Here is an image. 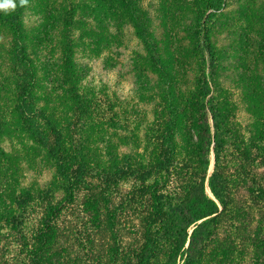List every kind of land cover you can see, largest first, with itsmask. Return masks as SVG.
Masks as SVG:
<instances>
[{
	"label": "trees",
	"instance_id": "16d2710c",
	"mask_svg": "<svg viewBox=\"0 0 264 264\" xmlns=\"http://www.w3.org/2000/svg\"><path fill=\"white\" fill-rule=\"evenodd\" d=\"M14 2L15 10L0 11V31L6 29L9 34L7 54L10 61L8 74L2 75V92L8 96L5 98V113L0 102V264H210V257L219 264L218 258L222 256L213 252V245L222 240L218 236L219 218L231 204L232 181L224 166V128L220 125V113L212 94L217 60L211 33L229 0H196L197 6L191 11L188 25L180 26L176 32L169 30L171 39L180 38L174 54L176 52L181 58L190 54L191 57L185 58L187 64L194 57L203 58V66L194 81V91L191 94L184 89L179 95L172 93H175L176 75L168 70L157 45L148 38L150 25L139 8L140 4L134 0H104L108 14L118 20L128 17L137 35L146 42L151 62L160 74L155 88L157 93L173 95L163 110L160 108L156 112L155 120L147 128L146 137L155 141L152 149L155 159L141 162L129 157L122 158L124 162L115 157L103 162L98 152L88 146L94 135L91 128V136H85L84 141L73 134L72 121L78 114L84 116L82 119L88 116L91 123L93 120L89 115L88 100L78 92L81 79L79 65L73 58L74 46L69 30L73 24L71 12H62L54 19L56 25L60 23L63 53L55 63L49 61L47 64L38 54L37 47L29 41L22 21L29 0L23 5L20 0ZM114 10L119 14L115 16ZM124 24L116 22L118 33ZM258 58H261L260 53ZM51 59L50 56L48 60ZM59 91L69 101L65 108L67 115L62 119H58L61 116L53 107L55 100L65 99L64 96H55ZM184 97H188L187 108L182 104ZM183 122H188L193 131L189 138L194 155L192 162L184 160L183 151L178 148V131ZM103 132L104 124H100L96 132L99 141H102ZM23 138L31 143L26 146L28 154L43 155L46 165L48 161L54 172L51 180L43 184L19 183L15 160L10 159V152L3 143L10 140L12 150H15L14 139L22 142ZM182 143L188 142L183 139ZM148 146L147 142L145 147ZM212 153L215 166L208 176ZM29 169L35 168L30 165ZM184 170H189L188 178L174 195L160 194L155 187L160 180L154 187L142 191L146 193L149 212L140 222L137 244L116 241L119 233V229L115 230L117 214L108 206L109 196L105 195L111 194L114 186L125 178L146 182L163 174L161 181L167 184L170 178L181 177ZM92 178H96L99 185H95ZM55 190L63 191L61 201H55ZM79 193H84L82 212L86 216L89 213L100 215L104 220L101 228L108 226L106 230L110 236L105 242L106 251L93 252L90 231L82 222L65 220L64 225L60 220L65 205L74 204ZM3 194H6L5 198ZM4 199L10 200V212L1 206ZM35 201L38 203L32 206ZM37 207L40 216L32 220L33 226L27 231L28 212L33 213ZM3 228L9 231L1 233ZM76 231H79L78 236H74ZM107 231L101 230V233L107 234ZM262 231V226L258 227V237L254 240H258V246ZM261 243H264V237ZM229 245V241L223 240L219 251L227 255Z\"/></svg>",
	"mask_w": 264,
	"mask_h": 264
},
{
	"label": "rangeland",
	"instance_id": "374dc122",
	"mask_svg": "<svg viewBox=\"0 0 264 264\" xmlns=\"http://www.w3.org/2000/svg\"><path fill=\"white\" fill-rule=\"evenodd\" d=\"M134 1L140 4L139 8L150 25L149 40L157 45L162 61L176 75L177 84L175 93H172L179 95L184 89L193 92L203 58L194 57L187 64L185 58L191 57L190 54L182 58L176 52L174 54L180 38L171 39L169 30L176 32L180 26L188 25L191 11L197 6L196 0ZM107 9L104 0H29L22 21L29 41L37 47L38 54L45 58L47 64L49 61L55 63L63 53V38L60 23L56 25L54 19L62 12H71L73 24L69 30L74 46L73 58L75 64L79 65L81 79L78 92L88 100V111L93 120L91 123L88 116L82 119L84 116L78 114L72 121L73 134L84 141L85 136H91V128L94 135L88 146L98 152L103 162L111 157L121 162L124 157L136 162L151 161L155 159L152 152L155 141L148 139L146 132L155 120L156 112L160 108L163 110L166 101L171 100L173 95L158 94L155 90L160 74L151 62L146 42L137 35L128 17L123 16L119 20L112 18ZM117 14L118 11L114 10V15ZM218 20L211 33L217 60L212 94L220 113V125L224 128V166L232 181V198L231 204L219 218L218 236L222 240L220 244L213 245V252L222 256L218 258L219 264H261L264 260V243H261L264 231L259 234V246L256 243L258 240H254L258 237V227L262 226L264 230V0H229L223 14L218 15ZM126 21L128 24H124ZM116 22L124 24L120 33L116 31ZM8 36L6 29L0 31V44H3L0 48V102L4 113L7 109L5 98L8 96L2 92L1 86L2 75L8 74L7 66L10 64ZM50 56L53 59L48 60ZM55 96L64 94L59 91ZM64 97L53 103L61 116L58 119L67 115L65 108L69 101L66 95ZM186 98H183L182 104L187 108ZM100 124H104L105 129L102 141L98 140L96 133ZM190 129L188 122L182 123L177 143L183 151L182 158L192 162L194 155L189 138L193 131ZM183 139L188 143L183 144ZM14 142L15 150H12L10 140H6L3 146L10 152V159L15 160L19 183L43 184L51 180L54 172L47 160V165L43 162V155L28 154L26 146L31 143L26 138L22 142L14 139ZM147 142L148 148L145 147ZM30 165L35 169H29ZM214 166L215 156L212 153L208 176L213 173ZM188 175L189 170H184L181 177L170 178L167 184L161 181L163 174L153 176L146 182L132 178L120 180L113 192L105 195L109 196L108 206L117 214L115 230L119 229V233L116 241L123 240L133 245L140 239L139 225L149 212L146 193L142 192L145 188L160 180L155 187L160 194L170 197L176 190L179 191ZM91 181L99 185L96 178ZM76 196L74 204H63L65 210L60 220L63 224L65 220L82 222L90 231L94 242L93 252L106 251L105 242L110 236L106 230L108 226L101 228L104 220L96 213L86 216L81 207L84 193ZM5 197L6 194H3ZM63 198V191L55 190V201ZM37 203L35 201L32 206ZM1 206L6 212L12 210L9 199H4ZM36 210L33 213L29 211L30 216L27 214V231L33 226L32 220L40 216L39 207ZM101 230L107 231V234L101 233ZM8 231V228H3L1 233ZM78 235L79 231L74 232V236ZM223 240L230 243L227 255L219 251ZM78 251L81 249L78 248ZM210 264H216L215 259L210 257Z\"/></svg>",
	"mask_w": 264,
	"mask_h": 264
},
{
	"label": "clouds",
	"instance_id": "9594fccd",
	"mask_svg": "<svg viewBox=\"0 0 264 264\" xmlns=\"http://www.w3.org/2000/svg\"><path fill=\"white\" fill-rule=\"evenodd\" d=\"M25 0H20V4L23 5ZM16 4L14 0H0V11L8 12L15 10Z\"/></svg>",
	"mask_w": 264,
	"mask_h": 264
}]
</instances>
